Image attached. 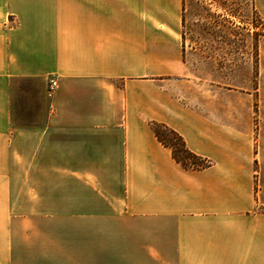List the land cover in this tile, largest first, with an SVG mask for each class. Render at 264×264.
<instances>
[{
	"label": "crops",
	"instance_id": "crops-1",
	"mask_svg": "<svg viewBox=\"0 0 264 264\" xmlns=\"http://www.w3.org/2000/svg\"><path fill=\"white\" fill-rule=\"evenodd\" d=\"M206 5L0 0V264H264V56L253 93L215 88Z\"/></svg>",
	"mask_w": 264,
	"mask_h": 264
},
{
	"label": "rangeland",
	"instance_id": "rangeland-1",
	"mask_svg": "<svg viewBox=\"0 0 264 264\" xmlns=\"http://www.w3.org/2000/svg\"><path fill=\"white\" fill-rule=\"evenodd\" d=\"M205 2L207 5L204 6L203 13L207 19L204 22L221 25L217 28L218 31L213 30L208 33L209 39L214 41L223 39L224 53L228 50L227 61L207 66L208 70L228 73L223 78L215 79L213 86L227 88L231 93L234 91L253 93V89L257 88L259 83L257 61L260 56H264L263 22L252 10L251 0H205ZM187 16L189 20V14ZM156 129L173 145L176 143L162 128L156 127ZM177 155L186 164L190 163L183 153L177 152Z\"/></svg>",
	"mask_w": 264,
	"mask_h": 264
},
{
	"label": "trees",
	"instance_id": "trees-1",
	"mask_svg": "<svg viewBox=\"0 0 264 264\" xmlns=\"http://www.w3.org/2000/svg\"><path fill=\"white\" fill-rule=\"evenodd\" d=\"M156 127L162 128L167 134H170L172 138L176 141V143L173 145L171 142H169L165 137L161 136V134L157 131ZM152 130L155 134V137L157 140L166 148L170 149L172 158L174 161L183 169L186 171H192V170H200L202 168H205L209 165V161L201 156L196 155L192 151H190L182 137L175 132L174 130L170 129L168 126L164 124L159 123H153L152 124ZM178 153H183L185 157L190 160L189 164H186L183 162L180 157L177 155Z\"/></svg>",
	"mask_w": 264,
	"mask_h": 264
},
{
	"label": "built area",
	"instance_id": "built-area-1",
	"mask_svg": "<svg viewBox=\"0 0 264 264\" xmlns=\"http://www.w3.org/2000/svg\"><path fill=\"white\" fill-rule=\"evenodd\" d=\"M57 79L55 76H50L47 79V96L50 98L53 96L54 92L57 89Z\"/></svg>",
	"mask_w": 264,
	"mask_h": 264
}]
</instances>
